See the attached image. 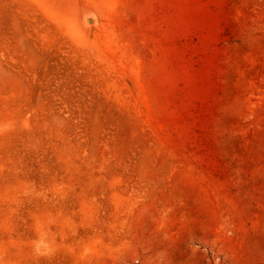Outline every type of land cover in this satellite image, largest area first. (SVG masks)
I'll return each mask as SVG.
<instances>
[{
  "label": "rangeland",
  "instance_id": "1",
  "mask_svg": "<svg viewBox=\"0 0 264 264\" xmlns=\"http://www.w3.org/2000/svg\"><path fill=\"white\" fill-rule=\"evenodd\" d=\"M0 264H264V0H0Z\"/></svg>",
  "mask_w": 264,
  "mask_h": 264
},
{
  "label": "bare ground",
  "instance_id": "2",
  "mask_svg": "<svg viewBox=\"0 0 264 264\" xmlns=\"http://www.w3.org/2000/svg\"><path fill=\"white\" fill-rule=\"evenodd\" d=\"M87 19H88V18H87ZM88 21L92 23V22L94 21L93 17H92V16H89Z\"/></svg>",
  "mask_w": 264,
  "mask_h": 264
}]
</instances>
